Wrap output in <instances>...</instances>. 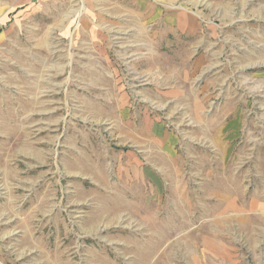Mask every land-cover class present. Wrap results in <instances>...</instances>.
<instances>
[{
  "label": "rangeland",
  "instance_id": "374dc122",
  "mask_svg": "<svg viewBox=\"0 0 264 264\" xmlns=\"http://www.w3.org/2000/svg\"><path fill=\"white\" fill-rule=\"evenodd\" d=\"M0 264H264V0H0Z\"/></svg>",
  "mask_w": 264,
  "mask_h": 264
},
{
  "label": "bare ground",
  "instance_id": "6f19581e",
  "mask_svg": "<svg viewBox=\"0 0 264 264\" xmlns=\"http://www.w3.org/2000/svg\"><path fill=\"white\" fill-rule=\"evenodd\" d=\"M162 28V27H161Z\"/></svg>",
  "mask_w": 264,
  "mask_h": 264
}]
</instances>
